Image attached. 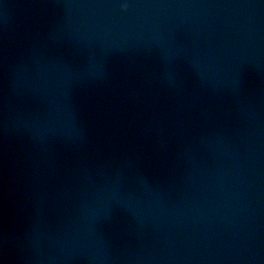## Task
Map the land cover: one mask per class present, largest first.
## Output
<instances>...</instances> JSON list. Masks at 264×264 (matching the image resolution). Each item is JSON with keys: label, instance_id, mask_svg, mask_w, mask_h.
<instances>
[{"label": "water", "instance_id": "obj_1", "mask_svg": "<svg viewBox=\"0 0 264 264\" xmlns=\"http://www.w3.org/2000/svg\"><path fill=\"white\" fill-rule=\"evenodd\" d=\"M0 264H264V0H0Z\"/></svg>", "mask_w": 264, "mask_h": 264}]
</instances>
